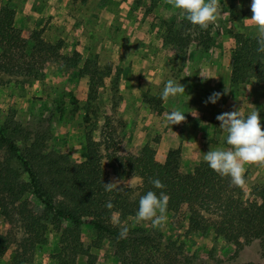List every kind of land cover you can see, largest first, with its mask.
Listing matches in <instances>:
<instances>
[{
	"label": "rangeland",
	"instance_id": "1",
	"mask_svg": "<svg viewBox=\"0 0 264 264\" xmlns=\"http://www.w3.org/2000/svg\"><path fill=\"white\" fill-rule=\"evenodd\" d=\"M2 4L15 9V26L27 43L26 61L35 51L33 39L38 35L57 46L63 56L78 54L80 64L91 59L111 68L95 99L89 94L88 76L52 53L34 58L33 72H0V127L12 116L24 123H41L49 129L48 147L67 152L74 161L85 158V138L92 133L102 143V165L109 180L118 187L137 186L140 179L118 177L108 153H137L148 144L156 159L163 161L170 149L179 148L181 169L189 172L208 150L227 149L217 115L238 110L246 118L258 110L264 127V84L254 79L239 84L230 81L234 34H256L246 19L252 14L251 0H220L218 19L208 26L210 46L194 43L186 52L164 38L167 29L176 28L183 17L166 0H0ZM200 74L211 77L204 80ZM168 80L183 85L185 93L161 98V103L152 106L148 97H161ZM213 92L221 93L218 101L205 103ZM173 110L182 111L186 120L167 126L165 116ZM244 181L243 189L249 194L264 183V166L246 165ZM166 216L164 226L155 229L165 239L182 242L185 250L206 264L263 262L258 239L235 255V247L212 229L189 232L183 211H166ZM135 217H127L121 225L153 228L150 221L136 223ZM0 227H7L13 237L12 245L0 255V264H57L60 234L53 225H48L42 242L27 247L19 220L8 227L0 215ZM81 232L98 264H117L108 238L94 246V230L83 225ZM76 264H86V257L79 255Z\"/></svg>",
	"mask_w": 264,
	"mask_h": 264
},
{
	"label": "trees",
	"instance_id": "2",
	"mask_svg": "<svg viewBox=\"0 0 264 264\" xmlns=\"http://www.w3.org/2000/svg\"><path fill=\"white\" fill-rule=\"evenodd\" d=\"M86 1V0H81ZM255 35L234 34L231 49L230 81L233 84L254 79L264 84V53L257 52ZM164 38L186 52L191 44L209 47L210 29L193 27L183 17L176 28L167 29ZM35 51L25 60L27 43L20 28L15 26V9L0 5V72L20 75L35 70L33 59L46 54L62 59L66 66L88 76L89 94L96 98L97 89L104 84L111 66L101 67L91 59L80 64L78 54L63 56L58 47L34 36ZM152 106L161 97H148ZM161 108L158 109V112ZM49 129L41 123H24L14 116L3 129L0 127V215L9 227L16 220L22 223L26 237L24 246L42 242L48 225L59 232L57 264H76L77 257H86V264H98L97 255L82 240L81 227L90 226L95 233L92 245L108 238L113 245L117 264H206L196 254L185 250L184 244L168 240L155 228L128 227L126 238H120V226L111 222L118 214L121 223L136 215L139 199L148 191L169 197L167 211L185 213L189 232L205 233L210 229L235 247V255L253 240L260 241L264 264V183L256 185L249 194L243 186H234L230 178L221 177L206 162L200 161L192 171L180 166V149H170L163 161L155 157L148 144L137 153L116 152L108 161L120 178L136 176V187H118L105 191L108 173L102 165V143L92 133L85 138L86 156L74 161L67 152L51 149L47 140ZM225 146H229L226 143ZM159 179L165 187L157 189L151 183ZM111 202L113 207L105 205ZM123 226V225H122ZM13 243L7 227H0V255ZM221 260L215 261V264Z\"/></svg>",
	"mask_w": 264,
	"mask_h": 264
},
{
	"label": "clouds",
	"instance_id": "3",
	"mask_svg": "<svg viewBox=\"0 0 264 264\" xmlns=\"http://www.w3.org/2000/svg\"><path fill=\"white\" fill-rule=\"evenodd\" d=\"M166 3L173 10L183 14L193 27L198 26L201 30H207L210 24H215L221 11L220 0H166ZM251 16L246 19L249 26L255 29L257 52L264 53V0H251ZM191 75V74H190ZM206 80L211 76L200 74ZM225 92H227L225 90ZM185 88L179 82L168 80L161 94L162 99L170 96L175 97L184 94ZM221 93L213 92L205 103L215 104ZM220 122L219 127L226 133L227 149L208 150L203 155V161L210 169L221 177L230 178L234 186H243L246 165L264 166V127L261 125V118L258 110L252 111L246 118L241 112L230 111L216 116ZM186 117L180 110H173L165 116L167 126L179 125L185 122ZM151 183L157 189H163L165 185L159 179ZM105 191L111 192L117 188L115 182L104 183ZM135 184L129 187H135ZM169 197L163 192L159 196L153 191H148L139 199L136 223L150 221L153 228H161L167 222V205ZM108 209L113 207L109 201L105 205ZM111 222L120 226V238H126L129 231L126 225L122 226L118 214H113Z\"/></svg>",
	"mask_w": 264,
	"mask_h": 264
}]
</instances>
